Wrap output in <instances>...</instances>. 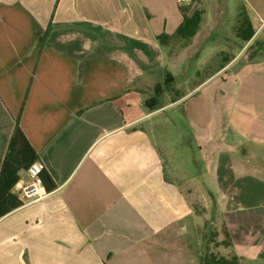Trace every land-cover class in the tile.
Listing matches in <instances>:
<instances>
[{"label": "crops", "instance_id": "obj_1", "mask_svg": "<svg viewBox=\"0 0 264 264\" xmlns=\"http://www.w3.org/2000/svg\"><path fill=\"white\" fill-rule=\"evenodd\" d=\"M182 1L0 0V169L19 117L39 155L33 169L56 184L0 219V264H200L197 174L182 172L151 133L170 123L162 114L204 89V111L190 121L194 139L204 135L203 190L230 251L242 264H264V17L223 68L150 110V74L171 61L157 40L175 32L165 4L177 30ZM205 51L207 64L215 52ZM19 176L16 195L32 181L29 171Z\"/></svg>", "mask_w": 264, "mask_h": 264}, {"label": "rangeland", "instance_id": "obj_2", "mask_svg": "<svg viewBox=\"0 0 264 264\" xmlns=\"http://www.w3.org/2000/svg\"><path fill=\"white\" fill-rule=\"evenodd\" d=\"M261 3H263L264 8V0H183L181 5L185 8H190L191 12L195 9L204 11L200 25V30L202 31L199 30L196 38L194 37L187 47L181 43L166 48L165 51L171 61L168 60L169 63L167 62L164 70L151 72L150 77L154 79L155 87L150 89L151 95L149 93L150 97L147 100L153 98L151 96L156 90L165 89L163 79L170 72L169 69L174 70L175 75L173 76L174 83L171 90L162 99L163 104L166 105L177 100L180 96L189 94L193 88L204 82L209 74L216 72L219 65L224 62V58H230L240 48L241 41L236 37L235 30V27L238 25L240 8L246 5L244 8L248 10L246 11L248 12L252 26L254 24L255 27H258L263 23V21H260V15L264 17V11H261L257 5ZM170 8V3H166L167 27L168 30L176 31L175 20L170 16ZM257 12H259V15ZM162 21L165 22L166 20ZM155 22H159V20H155ZM207 24L208 29L205 30ZM259 33L258 42L263 44L262 46L264 47V26ZM207 47V54L208 52L211 54L212 51L215 54L209 63L204 64V60L201 61V59L204 58ZM215 85H217L219 93L224 88L221 78L216 80ZM208 87L210 91L213 89V86ZM203 93H205V89L193 97H185L180 105L174 109L167 110L161 117L169 120L170 123L166 122V124H163L159 133L155 134L152 132L151 134L153 141L158 144L162 152L165 153L166 148L173 149L181 163L180 170L182 172L188 174L190 171L193 174H197L199 189L194 196V205L199 219L200 254L213 253L216 256H229L232 253L230 251L231 246H229L225 228L221 222L220 212L213 197L206 195L203 190L204 185L202 183L205 182L206 177L202 159L205 156L204 150L201 151L198 144L200 142L202 144L204 135H201L197 142L190 128V121L193 119L194 111H204L205 98H202ZM218 108L220 111L215 125L220 124L222 119V108L219 107L218 103H215L214 109ZM200 116L204 118V115H201V113ZM166 163L167 168L170 167V163L168 161ZM17 192L19 195L20 190ZM185 250L187 253H192L194 242L190 243L188 240Z\"/></svg>", "mask_w": 264, "mask_h": 264}, {"label": "trees", "instance_id": "obj_3", "mask_svg": "<svg viewBox=\"0 0 264 264\" xmlns=\"http://www.w3.org/2000/svg\"><path fill=\"white\" fill-rule=\"evenodd\" d=\"M244 7L240 8L238 25L235 27V30L236 37L240 41L246 43L252 39L256 31ZM179 11L182 15V23L172 35L162 33L157 37L161 47L167 48L181 43L183 46L187 47L199 32L204 11L195 9L191 12L190 8L183 7L181 3H179ZM51 30L52 22L49 23L47 29L40 38L42 46H44L48 40ZM228 62H230V58L225 57L224 64ZM222 64L219 65L218 70L223 68ZM173 83V76L167 73L164 77L165 89L156 90L155 96L146 101V105L150 110L163 107L162 96L171 90ZM38 161L39 155L24 134L20 126V119L17 117L0 169V219L24 205L20 197L13 193V189L20 181L19 173L23 170H30ZM39 174L45 190L48 192L54 191L56 189V184L49 173L45 169H42ZM225 234L229 241V246H232L226 230ZM199 262L200 264H242V258L234 253H231L229 256H216L210 253L200 254Z\"/></svg>", "mask_w": 264, "mask_h": 264}, {"label": "built area", "instance_id": "obj_4", "mask_svg": "<svg viewBox=\"0 0 264 264\" xmlns=\"http://www.w3.org/2000/svg\"><path fill=\"white\" fill-rule=\"evenodd\" d=\"M28 171L32 181L25 187H22L20 199L24 202V204L40 201L47 196L46 192L44 191L43 181L39 172L33 168Z\"/></svg>", "mask_w": 264, "mask_h": 264}]
</instances>
